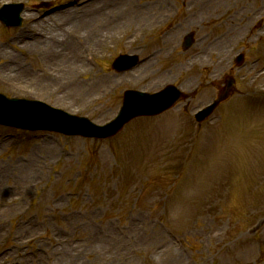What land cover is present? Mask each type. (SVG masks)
<instances>
[{"label": "rangeland", "instance_id": "374dc122", "mask_svg": "<svg viewBox=\"0 0 264 264\" xmlns=\"http://www.w3.org/2000/svg\"><path fill=\"white\" fill-rule=\"evenodd\" d=\"M17 1L26 3L28 18L22 28L0 23V67L67 73L44 77L54 85L48 90L30 85L32 91L13 92L0 84L6 96L43 100L98 124L115 117L130 88L154 92L175 84L187 97L106 140L0 126V264H264V80L258 77L264 0L235 8L245 15L246 38L222 65L218 39L229 25H221L212 5L205 7L212 19L199 24L196 0H109L106 21L81 26L59 16L48 53L20 39L32 41L29 16L41 15L35 7L41 2L55 6L54 14L76 0H0V6ZM189 32L196 41L185 50ZM73 47L82 63L75 76L66 56ZM123 53L141 61L118 73L111 64ZM227 75L235 77V93L197 124L195 111L212 101Z\"/></svg>", "mask_w": 264, "mask_h": 264}, {"label": "bare ground", "instance_id": "6f19581e", "mask_svg": "<svg viewBox=\"0 0 264 264\" xmlns=\"http://www.w3.org/2000/svg\"><path fill=\"white\" fill-rule=\"evenodd\" d=\"M246 1L247 0H228L227 5L224 4V6L221 0H196L194 2L193 6L198 8V11L195 14L197 15L199 24L201 22H203V24H206L212 19L214 15L210 14L208 10L205 9V7L208 5L210 6L207 7V9H210L212 5L214 11L220 12L219 17L221 18V25H229L226 33L218 39L219 65L223 64V60L227 62L226 54L229 49L231 51H234L239 47L241 43L245 42V29L247 27V25L244 24L245 15L241 10L236 11L235 8L242 5ZM64 6L65 9L62 8L59 11H56L54 14L49 13L44 16H39L38 18L35 15L29 16V19H34L33 27H30L29 30V35L32 41L26 40L25 35L21 34L20 39L24 40L23 44L30 49L38 51L39 53H43L44 51L48 53L53 49V42L51 39L55 38L56 36L55 24L59 21V16L64 18L69 17L72 19H76L78 26H81V23L87 25L88 20H101L102 22L106 21L104 19V17L106 16L105 14H111L113 10V4L109 0H93L86 3L83 0H76L72 5ZM193 6L189 7V9L194 8ZM115 10H117V12L129 11L128 8L122 9L118 7H116ZM188 16H190V14ZM45 33H47V35ZM44 34L46 37H44ZM207 37L209 39V37H211V34L210 36H204V38L202 39L204 43ZM77 48H79V46H77ZM78 51L79 50L73 47L71 51L66 52V56H69V58L72 59L73 67L72 69H69V71L73 76H75L74 73L78 70L79 64H82L78 57ZM202 53H206V50H203V47L199 55ZM154 57H156L155 54L149 59L147 65L142 68L143 71H148L151 68ZM32 72L26 70L25 68H14L10 67L9 65H3L0 67V75L2 76V79H0V84H3L7 88H10V90L13 92L26 93L28 91H32L30 85H33L41 90H48L53 88L54 85L50 84L51 82L46 81L44 77H46L47 79H63V77H65L67 73L66 69L63 67L45 69L40 74H34ZM258 77H261L264 80V68L259 73ZM78 91H80V89H78ZM176 252L179 253L178 251Z\"/></svg>", "mask_w": 264, "mask_h": 264}, {"label": "water", "instance_id": "95a60500", "mask_svg": "<svg viewBox=\"0 0 264 264\" xmlns=\"http://www.w3.org/2000/svg\"><path fill=\"white\" fill-rule=\"evenodd\" d=\"M0 13L4 14L2 11ZM193 41V35L190 34L185 42V47L191 46ZM242 59L243 56L240 57L239 61H242ZM136 61L137 56H122L115 62V67L119 70H125L133 66ZM233 85V79H228L225 88L219 95V99L206 111L198 114L197 118L201 121L204 120L219 103L227 100V98L231 95ZM181 97H183V94L174 86H168L166 89L156 94H148L139 91H128L126 93L125 105L118 118L105 127H98L101 129L100 136L116 134L126 122L138 115H153L161 113L174 105L178 100L181 99Z\"/></svg>", "mask_w": 264, "mask_h": 264}]
</instances>
